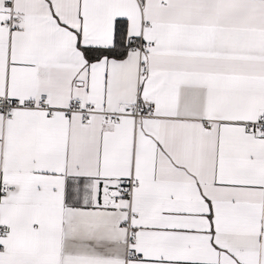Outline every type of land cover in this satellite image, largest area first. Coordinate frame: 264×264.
<instances>
[{
    "label": "snow or ice",
    "instance_id": "snow-or-ice-1",
    "mask_svg": "<svg viewBox=\"0 0 264 264\" xmlns=\"http://www.w3.org/2000/svg\"><path fill=\"white\" fill-rule=\"evenodd\" d=\"M0 264H264V0H0Z\"/></svg>",
    "mask_w": 264,
    "mask_h": 264
}]
</instances>
